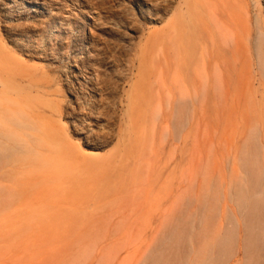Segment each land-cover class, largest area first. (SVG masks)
Here are the masks:
<instances>
[{"label": "rangeland", "instance_id": "rangeland-1", "mask_svg": "<svg viewBox=\"0 0 264 264\" xmlns=\"http://www.w3.org/2000/svg\"><path fill=\"white\" fill-rule=\"evenodd\" d=\"M46 1L0 14V264H264L253 1L197 0L193 53L188 0Z\"/></svg>", "mask_w": 264, "mask_h": 264}, {"label": "bare ground", "instance_id": "bare-ground-1", "mask_svg": "<svg viewBox=\"0 0 264 264\" xmlns=\"http://www.w3.org/2000/svg\"><path fill=\"white\" fill-rule=\"evenodd\" d=\"M252 1L253 5L251 8L245 6L244 8L243 6L240 7L244 10L243 15L246 22V31L249 35L253 36L254 46L262 51L264 50V0H261V2L259 0ZM184 5L186 11L184 14L181 13L183 16H180V20H178L179 18L177 19L178 22L175 24V35L178 39V44L184 46L187 53L188 51L193 53L197 50V39L202 32L200 18L202 17L200 14L201 6L198 4L197 0H188L184 3ZM181 10L182 8H180V11ZM47 11L51 12L52 8L46 0H0V14L5 22L8 23L5 26L8 30L15 29L14 27L17 23L12 20V15L13 13H16V17L23 18L27 16V20L29 19L30 22L33 23L40 20L39 22L41 24H45V29L49 30L50 32H53L51 30L55 29L54 32L60 33L59 29H61L62 24L57 22L58 20L60 21V19L52 15H48ZM181 12H183V10ZM40 17H42V19H39ZM21 28L27 29L25 31L26 34L35 32L34 29H28L24 25H21L20 29ZM22 31L24 30H21V32ZM10 37H12V35H10ZM80 41L81 43H79V47L80 51H82L84 46L82 45V40Z\"/></svg>", "mask_w": 264, "mask_h": 264}]
</instances>
